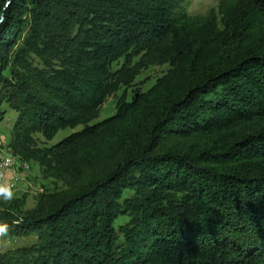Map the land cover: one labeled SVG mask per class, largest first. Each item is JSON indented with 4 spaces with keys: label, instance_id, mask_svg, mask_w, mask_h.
Masks as SVG:
<instances>
[{
    "label": "trees",
    "instance_id": "16d2710c",
    "mask_svg": "<svg viewBox=\"0 0 264 264\" xmlns=\"http://www.w3.org/2000/svg\"><path fill=\"white\" fill-rule=\"evenodd\" d=\"M139 46L172 69L92 123ZM4 83L10 154L62 184L32 209L0 200V238H36L0 264H264V0H0Z\"/></svg>",
    "mask_w": 264,
    "mask_h": 264
},
{
    "label": "rangeland",
    "instance_id": "374dc122",
    "mask_svg": "<svg viewBox=\"0 0 264 264\" xmlns=\"http://www.w3.org/2000/svg\"><path fill=\"white\" fill-rule=\"evenodd\" d=\"M170 12L172 16L181 14L186 15H202L211 8H217L219 0H168ZM35 58V57H34ZM38 63L37 58L34 59L33 66L36 67ZM139 63L138 73L129 86H121L113 94L109 95L103 103L98 117L92 122L101 121L107 117L112 116L116 112V102L122 95L123 90H126V100H130L136 91L145 92L152 86L155 81L166 74L172 65L169 62L163 61L154 53L146 50L144 46H139L126 58H122L114 62L111 66V73L114 76L117 72L123 69H128ZM40 67V66H38ZM41 68V67H40ZM35 74V73H34ZM11 84L4 83L0 86V155L3 153H10L11 147L9 145L12 138V127L18 117L19 112L15 110L9 103L2 101L1 96L3 93H8ZM82 129V125H77L73 128L66 127L60 129L51 140H46L40 133L30 134V144L39 149H45L53 146L59 141L66 138L73 132ZM20 173L22 178L20 180ZM15 177V176H13ZM16 183L13 188H8L12 192L11 199H5L0 195V200L11 202L17 200L24 210L32 209L40 194L53 191L56 187L62 184L61 181L56 180L54 177L45 176L38 162L30 161V171L27 173L20 171L14 178ZM5 186V183H0V188ZM7 188V186H6ZM126 218L121 217L116 220L114 228L118 229V225H126ZM36 238L33 235L20 234V235H3L0 238V251H13L17 248L23 247L27 244L35 242ZM121 244L124 243L123 238L120 239Z\"/></svg>",
    "mask_w": 264,
    "mask_h": 264
},
{
    "label": "bare ground",
    "instance_id": "6f19581e",
    "mask_svg": "<svg viewBox=\"0 0 264 264\" xmlns=\"http://www.w3.org/2000/svg\"><path fill=\"white\" fill-rule=\"evenodd\" d=\"M1 165H8V162L11 164L10 172L12 173H18L20 171L22 172H28L30 171V164L28 162L19 161L16 157L11 155L10 153H4L3 156H0ZM22 168L24 170H22ZM2 175V173L0 172ZM15 186L14 182H11L8 184V188H13Z\"/></svg>",
    "mask_w": 264,
    "mask_h": 264
},
{
    "label": "crops",
    "instance_id": "0c3cea01",
    "mask_svg": "<svg viewBox=\"0 0 264 264\" xmlns=\"http://www.w3.org/2000/svg\"><path fill=\"white\" fill-rule=\"evenodd\" d=\"M4 154V153H3ZM3 154L2 155H0L1 157L3 156ZM16 174H19V172L18 173H12V172H8L7 173V175H6V178H5V180H3L2 181V175L0 174V182L2 183V182H4L5 183V186H2V188H6V186H7V188H8V182H9V180L11 179V182H14V183H16V181H15V177H16ZM13 176H15V177H13ZM22 178V174L20 173V177H19V179L18 180H20ZM10 182V183H11Z\"/></svg>",
    "mask_w": 264,
    "mask_h": 264
},
{
    "label": "clouds",
    "instance_id": "9594fccd",
    "mask_svg": "<svg viewBox=\"0 0 264 264\" xmlns=\"http://www.w3.org/2000/svg\"><path fill=\"white\" fill-rule=\"evenodd\" d=\"M0 195H3L5 199L12 198V192L8 188H0ZM6 229L4 227H0V233H4Z\"/></svg>",
    "mask_w": 264,
    "mask_h": 264
},
{
    "label": "built area",
    "instance_id": "2783aa9c",
    "mask_svg": "<svg viewBox=\"0 0 264 264\" xmlns=\"http://www.w3.org/2000/svg\"><path fill=\"white\" fill-rule=\"evenodd\" d=\"M10 167H11V164L9 162H8V165H1V160H0V172L2 173V181L5 180L7 173L10 172ZM22 170L24 169L22 168ZM10 182H11V179L9 180L8 183Z\"/></svg>",
    "mask_w": 264,
    "mask_h": 264
}]
</instances>
